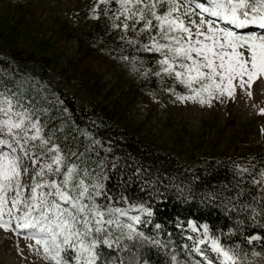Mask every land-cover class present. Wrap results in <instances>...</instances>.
<instances>
[{
    "label": "snow or ice",
    "instance_id": "obj_1",
    "mask_svg": "<svg viewBox=\"0 0 264 264\" xmlns=\"http://www.w3.org/2000/svg\"><path fill=\"white\" fill-rule=\"evenodd\" d=\"M100 4L108 30L117 33L121 44L151 57L122 55L119 59L141 77L157 78L162 86L166 80L185 86L187 95L165 88L182 101L211 104L213 97L234 96L237 86H247L251 95V85L264 78V0H97L92 8L97 19ZM249 26L258 30H246ZM6 92H0V226L17 234L23 231L35 241L28 247L54 264H150L145 249L169 248L171 240L162 243L158 231L155 236L146 232L152 207L129 203L122 193L115 199L105 183L104 162H99L97 170L81 160L92 145L100 143L97 139L93 137L79 154L71 149L63 152L57 129L46 131L48 121L40 119L46 110L26 108L21 99H14L17 93ZM85 136L91 134L85 132ZM24 159L34 171L31 184L22 186ZM27 172L24 167L23 173ZM245 183L250 187H243ZM232 187L237 191L230 196L221 193L220 206L236 214L235 226L213 232L206 222L187 221L188 228L199 235L188 237L191 248L181 246L189 259H178L173 252L170 264H214L206 252L215 253V264H245L247 252L227 240L243 235L245 227L259 225L264 230V167L256 171L255 166L237 165ZM9 191L14 192L11 199ZM245 194L250 199L242 201ZM151 198L164 197L154 188ZM216 198L208 193L204 199L211 203ZM160 228L155 225L156 230ZM246 240L252 244L264 236L249 235Z\"/></svg>",
    "mask_w": 264,
    "mask_h": 264
},
{
    "label": "trees",
    "instance_id": "obj_2",
    "mask_svg": "<svg viewBox=\"0 0 264 264\" xmlns=\"http://www.w3.org/2000/svg\"><path fill=\"white\" fill-rule=\"evenodd\" d=\"M96 4L88 3L85 8L75 10L69 19L52 23L48 37H54L55 33V44L40 49L28 46L35 41L29 12L15 20L6 16L0 25V92L17 93L14 99H21L26 108L46 110L40 119L48 121L46 131L57 129L55 135L63 152L69 149L77 154L84 152L93 137L100 142L92 145V150L81 160L93 169L102 160L109 194L118 199L122 193L130 198L129 203L144 202L151 206L153 216L146 232L155 236L158 231L157 238L162 243L172 241L168 249L144 250L150 264H170L173 252L178 259H189L181 248L184 244L191 248L192 244L188 239L192 235L183 234V229L188 228L186 222L193 220L197 225L206 222L213 232L217 228L227 232L228 227H234L236 214L220 206L221 193L230 196L237 191L232 187L237 165L255 166L256 171L264 167V144L250 152H239V145L233 151L222 150L225 126L206 145L193 148L184 157L176 146L158 144L146 136L145 123L138 121L135 112L137 103H168L175 95L165 88L174 87L176 92L187 89L172 80H166L162 86L155 77L145 79L119 59L122 55L151 57L142 52L133 53L121 44L117 33L108 30L103 4L97 9L99 19L95 18L92 8ZM85 21H91L87 27L83 26ZM72 38L77 41L76 52L66 58L56 47ZM101 65L118 71L113 80L105 78ZM85 132L91 136H85ZM239 140L246 141L244 136ZM137 169H140L138 174ZM145 181L149 183L146 185ZM243 187L250 186L245 183ZM154 188L164 198L150 199ZM208 193L217 197L211 203L204 199ZM252 194H256L255 188ZM249 199L247 194L242 197V201ZM244 215L241 213L240 218ZM156 224L161 225L159 230L155 229ZM257 234L264 236L259 225L245 227L243 235L237 233L227 240L247 252L245 264L249 261L264 264V240L252 244L246 240L247 236ZM253 252L262 254L253 256Z\"/></svg>",
    "mask_w": 264,
    "mask_h": 264
},
{
    "label": "rangeland",
    "instance_id": "obj_3",
    "mask_svg": "<svg viewBox=\"0 0 264 264\" xmlns=\"http://www.w3.org/2000/svg\"><path fill=\"white\" fill-rule=\"evenodd\" d=\"M88 3H97V0H0V25H3L6 16H12V20H15L29 12L32 16L29 21L35 41L28 46L40 49L48 44H55L56 34L48 37L51 35L49 27L52 23L69 19L75 10L85 8ZM90 22L85 21L83 26L87 27ZM76 46L77 41L72 38L62 41L56 50L69 58L75 54ZM101 67L107 80H113L117 75L118 71L110 70L104 65ZM66 88L69 92L72 91L70 86ZM248 92L247 86L245 89L237 86L234 96L225 94L219 99L213 97L211 104H201L199 100L182 101L175 95L172 101L160 105L153 104V101L145 102L144 106L138 103L135 112L138 121L145 123L143 133L146 136L158 144L176 146L184 157L193 148L206 145L208 139L213 138L225 126L227 128L220 149L233 151L239 145V152H250L264 144V113L260 111L264 109V78L257 79L251 85V95ZM176 93L187 95V91ZM242 136L246 141L240 143L239 138ZM24 167L28 168L26 174L23 173ZM21 169L22 186L30 185L34 171L31 162L24 159ZM13 195L12 191L7 193L9 199ZM28 195L29 192L25 190L24 197L27 198ZM185 233L191 234L190 231ZM30 244L34 245L35 241L27 238L23 231L17 234L12 229L6 230L0 226V264H54L44 260L33 248H29ZM206 255L215 264V253L206 252ZM193 256L200 259L196 254Z\"/></svg>",
    "mask_w": 264,
    "mask_h": 264
},
{
    "label": "bare ground",
    "instance_id": "obj_4",
    "mask_svg": "<svg viewBox=\"0 0 264 264\" xmlns=\"http://www.w3.org/2000/svg\"><path fill=\"white\" fill-rule=\"evenodd\" d=\"M256 27V26H255ZM140 102V101H139ZM145 102V101H144ZM144 102L143 103H140V104H142L143 106H144ZM138 104V103H137Z\"/></svg>",
    "mask_w": 264,
    "mask_h": 264
}]
</instances>
